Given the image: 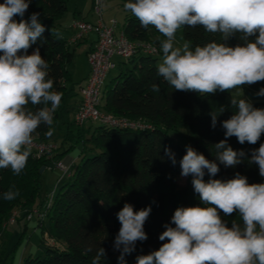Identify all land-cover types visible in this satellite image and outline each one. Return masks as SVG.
I'll list each match as a JSON object with an SVG mask.
<instances>
[{
	"label": "clouds",
	"instance_id": "9594fccd",
	"mask_svg": "<svg viewBox=\"0 0 264 264\" xmlns=\"http://www.w3.org/2000/svg\"><path fill=\"white\" fill-rule=\"evenodd\" d=\"M30 2L0 3V169H10L17 176L27 165L40 126L47 127V138L53 136L54 114L63 97L54 90L50 65L39 48L27 54L46 30L40 13L31 14L29 20L14 19L24 16ZM123 8L143 29L152 27L164 37L159 41L158 76L176 91L200 96L229 92L233 110L222 121L225 139L213 145L215 161L191 146H186L179 161L180 175L192 176L194 193L204 206L178 207L158 237L164 243L137 256L136 264H264V183L250 184L239 172L227 180L211 178L220 171V164L235 168L245 160L258 166L264 178V143L251 150L250 157L228 143L236 137L242 145H255L264 134V108L254 107L243 95L244 86L264 81V0H127ZM185 26L219 34L222 42H181L177 33ZM51 33L63 39L59 30L52 28ZM237 34L242 43L229 46L226 41ZM152 91L159 92V86L153 84ZM257 95L264 96V88ZM225 110L220 106L209 113L213 129ZM165 154L173 165L177 163L170 148H165ZM17 196L14 187L3 193L6 201ZM221 211L225 216L237 213L231 227ZM151 212V205L134 210L125 203L117 213L120 228L113 248L120 252V264H126L125 255L135 251L137 242L148 239L144 225ZM105 257L106 250L98 247L91 264H101Z\"/></svg>",
	"mask_w": 264,
	"mask_h": 264
},
{
	"label": "trees",
	"instance_id": "16d2710c",
	"mask_svg": "<svg viewBox=\"0 0 264 264\" xmlns=\"http://www.w3.org/2000/svg\"><path fill=\"white\" fill-rule=\"evenodd\" d=\"M121 2L123 6L127 0ZM67 11L68 0H31L24 16L14 19L29 20L31 14L40 13V22L46 30L27 54L39 48L50 65L54 90L63 93L53 124L55 130L62 128L63 141L52 158L61 160L80 145V160L72 162L70 175H64L66 182L52 192L50 206L51 196L43 185L44 172H40L51 162L46 155L36 157L31 152L25 169L18 176L10 169H0V230L18 203H26L25 218L33 211L32 204L37 203V208L45 212L44 219L37 216L41 241L46 246L45 256L31 255L21 264H91L98 247L106 250L101 264H120V252L113 248L120 228L117 213L125 203L133 205L134 210L151 205L152 212L144 225L148 239L137 242L135 251L125 255L126 264H136L137 256L158 250L164 243L158 237L165 230L164 225L171 224L178 207L204 206L194 193L192 176L180 182L179 161L186 154V146L193 147L209 160H216L213 145L225 139L222 121L233 114L231 94L216 92L200 96L195 92L174 90L157 74L159 55H162L159 41L164 38L152 27L143 29L139 20L125 11L122 28L127 37L135 43H149L155 51L137 48L123 63L125 69L108 85L102 109L141 127H116L102 122L78 125L70 118L67 107L70 100L80 94L75 91L77 82L69 69L75 62L76 47L63 35L59 23ZM52 28L59 30L63 39H55ZM182 31L184 39L191 40L193 45L212 40L222 42L219 34L206 33L199 26H185ZM226 43L234 47L242 41L237 34ZM257 83L264 88V81ZM153 84L159 86V92L152 91ZM251 103L256 108H264V101ZM220 106H225L226 110L218 116L213 129L209 113ZM46 131L47 127L41 125L34 137L44 141ZM180 139L187 140V145L180 143ZM228 143L250 157L251 150L264 143V134L255 145L247 142L242 145L236 137L229 138ZM166 147L175 153V165L165 154ZM219 167L218 174L211 178L227 180L239 172L250 184L264 183L258 166L249 165L247 160L235 168H226L223 164ZM204 179H210L207 170ZM13 187L19 196L4 200L3 193ZM220 215L229 227L237 217V213L225 216L222 211ZM89 247L91 252L86 251Z\"/></svg>",
	"mask_w": 264,
	"mask_h": 264
},
{
	"label": "rangeland",
	"instance_id": "374dc122",
	"mask_svg": "<svg viewBox=\"0 0 264 264\" xmlns=\"http://www.w3.org/2000/svg\"><path fill=\"white\" fill-rule=\"evenodd\" d=\"M77 6L79 9V13H77L76 16L78 18H83V16H87V14L91 12V1L90 0L89 1L88 0H68V11L64 14V16L59 21L61 26H63L65 32L70 30L72 20H74V16H75V13H74L75 8ZM104 11H105V14H106V11L113 14L115 18L118 20L119 25L123 27V24L125 22L126 13L122 6L121 0H109V4L107 5L105 4L104 6ZM177 39L183 42L184 37H183L182 29L177 33ZM86 46L87 44L85 43L74 44V47H76V57H75L74 65H71L69 69L71 73L73 74L75 81L77 82L75 86L76 92H78V90L81 89L80 84H82L85 81V76L88 73L89 61H88V56L86 52V48H87ZM161 57L162 55H159V62L161 60ZM114 60L116 61L118 66L115 69H111L109 73L107 74L106 82L103 88L104 95L107 91V88L110 82L114 78H116L123 69H125L124 68L125 66L123 63L127 62L121 57H117V56L114 57ZM260 89L261 87L259 83H255L250 86H244V89H243L244 98H246L250 102L264 101V96L257 95ZM79 98H81V93L80 95L76 94V96L73 98V100L72 99L70 100L71 102H69L67 106L68 110L70 111V114H69L70 118L74 117L73 110ZM96 125L98 124L96 123ZM36 137L39 139L38 136ZM44 141L50 142L55 146L52 152L45 154L51 160V162H49V166L47 168H44V174H43L44 189H46L49 195H51L55 188H61V186L67 180V176L62 177L64 172L60 168H58L57 166L58 163L62 162L70 166L73 161L78 163L80 160V154H81L82 148L80 145L74 148L69 153V155L66 156V157H70L71 161L66 163L62 159L58 160V159L52 158L55 155V152L57 151L58 147L61 145L63 141L62 128L57 127V130H55L53 136L50 139L46 138V140ZM179 141L183 145L185 146L187 145V140L180 139ZM66 157H64V159ZM184 181H185V177L181 176L180 182H184ZM34 204H32L34 207L33 210L38 207V205H36L37 203H34ZM24 205H26V203L20 202L12 210L14 211L17 209L21 212L20 217H19V222L15 225H11L3 229L2 231V235L0 237V264H21V262L26 257L31 256V255L35 257L45 256L46 246L41 241L42 232H41V228H39V225H38V218L37 216H34L32 220L27 221V219L25 218V215L23 214L25 212V209L23 208ZM7 220H5L4 223ZM26 225H28L27 229H25ZM47 225H48V221L46 220V226Z\"/></svg>",
	"mask_w": 264,
	"mask_h": 264
},
{
	"label": "built area",
	"instance_id": "2783aa9c",
	"mask_svg": "<svg viewBox=\"0 0 264 264\" xmlns=\"http://www.w3.org/2000/svg\"><path fill=\"white\" fill-rule=\"evenodd\" d=\"M105 4L106 0H93L92 11L96 16V20H78L72 25L75 33L69 38V42L73 45L82 41L89 33H94L97 36L94 48L87 55L90 73L86 84L80 89L81 101L74 114V120L78 125H86L89 122H102L116 127L139 128L140 125L117 118L102 109L104 101L103 88L109 71L118 66L114 60L115 56L128 61L135 54L137 48H143L145 51H155V48L149 43L131 41L116 18L106 20L104 17ZM54 148L55 146L52 143L40 141L37 137H34L32 152L36 157H42L52 152ZM57 166L64 172L63 176L70 175V165L59 162ZM50 196L48 203H51L53 197L52 194ZM50 203L48 206H50ZM20 214L21 212L17 209L11 212L8 220L0 230V237L3 229L18 223ZM34 216L44 219L45 212L36 208L27 214L26 219L32 220Z\"/></svg>",
	"mask_w": 264,
	"mask_h": 264
},
{
	"label": "crops",
	"instance_id": "0c3cea01",
	"mask_svg": "<svg viewBox=\"0 0 264 264\" xmlns=\"http://www.w3.org/2000/svg\"><path fill=\"white\" fill-rule=\"evenodd\" d=\"M89 1V0H88ZM91 1V12L89 13V14H87V16H83V18H78L76 15H77V13H79V9H78V6L75 8V16H74V20H72V24H71V26H70V30L69 31H67V32H65V30H64V28H63V26H61V24H60V27H61V29L63 30V35L67 38V39H69V38H71L73 35H74V33H75V29L73 28V23L75 22V21H78V20H87V21H95L96 20V16L94 15V13H93V11H92V8H93V0H90ZM107 4H109V0H106V5ZM104 17L106 18V20H109L110 18H115V16L113 15V14H111V13H109V12H107L106 11V14L104 15ZM96 35L94 34V33H89V34H87L86 36H85V38L82 40V41H79L77 44H83V43H85V44H87V48H86V52H87V55H88V53H89V51H91L93 48H94V46H95V44H96ZM89 73H90V69H89V67H88V73H87V75L85 76V81L82 83V84H80V88L82 87V86H84L85 84H86V82H87V78H88V76H89ZM78 91H80V89L78 90ZM80 95V94H79ZM73 100V99H72ZM80 101H81V98H79V100H77V102H76V104H75V107H74V112H73V115L75 114V112H76V109H77V107H78V105H79V103H80ZM71 102V101H70ZM74 118V117H73ZM63 161H65L66 163H68V162H70L71 160H70V157H66L65 159L63 158L62 159Z\"/></svg>",
	"mask_w": 264,
	"mask_h": 264
},
{
	"label": "water",
	"instance_id": "95a60500",
	"mask_svg": "<svg viewBox=\"0 0 264 264\" xmlns=\"http://www.w3.org/2000/svg\"><path fill=\"white\" fill-rule=\"evenodd\" d=\"M40 172L43 173V172H44V168H42V169L40 170Z\"/></svg>",
	"mask_w": 264,
	"mask_h": 264
}]
</instances>
